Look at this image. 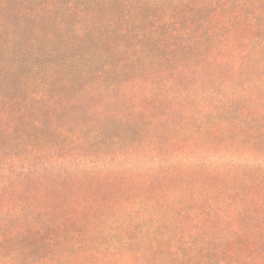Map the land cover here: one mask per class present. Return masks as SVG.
I'll return each instance as SVG.
<instances>
[{
  "label": "trees",
  "instance_id": "16d2710c",
  "mask_svg": "<svg viewBox=\"0 0 264 264\" xmlns=\"http://www.w3.org/2000/svg\"><path fill=\"white\" fill-rule=\"evenodd\" d=\"M0 264H264V0H0Z\"/></svg>",
  "mask_w": 264,
  "mask_h": 264
}]
</instances>
